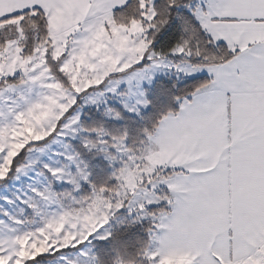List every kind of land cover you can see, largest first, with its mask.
<instances>
[{
	"label": "snow or ice",
	"instance_id": "6c2138e0",
	"mask_svg": "<svg viewBox=\"0 0 264 264\" xmlns=\"http://www.w3.org/2000/svg\"><path fill=\"white\" fill-rule=\"evenodd\" d=\"M0 264H264V0H0Z\"/></svg>",
	"mask_w": 264,
	"mask_h": 264
}]
</instances>
